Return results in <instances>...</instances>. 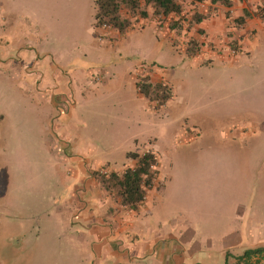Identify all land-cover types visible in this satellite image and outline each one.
Wrapping results in <instances>:
<instances>
[{"label": "crops", "instance_id": "obj_1", "mask_svg": "<svg viewBox=\"0 0 264 264\" xmlns=\"http://www.w3.org/2000/svg\"><path fill=\"white\" fill-rule=\"evenodd\" d=\"M262 2L234 0L233 13L229 11L234 19L223 16L221 10L211 17L200 11L205 17L195 23L196 37L201 40L200 30H205L204 35L217 43V49L189 57L208 65L214 63L210 60L236 61L242 54L258 51L264 44V21L256 15ZM203 4L217 5L205 2L192 7L204 8ZM85 6L86 0H21V9L0 13V125L27 126L49 160L45 183L36 181V188L43 189L42 197L35 190L33 200L24 197L15 201L9 192L6 199H0L1 231L7 225L19 229L20 250L38 264H225L234 262L233 255L264 245L260 235L253 236L259 223L246 224L243 218L236 226L221 219L220 210L213 221L204 224L194 216L185 226L175 222L165 204H156L167 190L168 179L157 150L160 172L138 210L122 206L115 193L100 182L97 173L115 167L78 144L92 138L83 130L89 117L106 108L88 91L90 87L84 86L114 81L110 73L90 69L99 53L122 56L129 48L131 30L121 33L98 28L93 19L91 30L80 32L76 24ZM177 18L171 15L160 23L150 15L140 20L147 21L172 45L174 33L168 26ZM238 20L243 21L239 26ZM248 31H255L252 38L246 35ZM231 39L244 44L243 52L235 58L227 57ZM149 75L150 82L169 85L170 76L161 67L153 68ZM15 95L27 103L10 104ZM89 98H93L91 103ZM169 104L172 97L159 109H167ZM84 111L86 119L81 120L79 114ZM123 129L125 141L137 145L142 135L139 126ZM130 151L143 152L133 148L125 152L126 157ZM135 164L127 157L123 168ZM4 209L11 212L12 219ZM14 238L4 237L7 241Z\"/></svg>", "mask_w": 264, "mask_h": 264}, {"label": "rangeland", "instance_id": "obj_2", "mask_svg": "<svg viewBox=\"0 0 264 264\" xmlns=\"http://www.w3.org/2000/svg\"><path fill=\"white\" fill-rule=\"evenodd\" d=\"M91 4L92 0H86L76 24L80 32L92 28ZM183 7L178 18L170 21L175 26H168L174 33V47L147 21L137 19L127 35L129 48L122 56L97 55L90 70L110 73L114 81L98 87L85 84L106 109L89 117L83 130L92 138L78 146L120 171L126 169L127 150L153 151L159 159L157 150L168 179L164 197L159 196L156 204H165L175 222L185 226L194 216L204 224L213 221L220 210L221 219L236 226L243 218L246 224L255 220L259 225L253 236L260 235L264 242V44L236 61L216 59L209 61L212 64H198L188 54L191 41L197 43L198 56L216 50L217 43L204 35L205 30H200L198 40L194 13L209 11L206 17H211L221 10L226 18L234 19V15L220 4L193 8L186 1ZM14 9H21V0H0V13ZM235 22L238 26L243 23ZM254 34L248 31L246 35L252 38ZM230 41L227 57L235 58L243 52L244 44ZM157 66L170 76L167 86L172 91V104L162 110L159 101L145 99L137 87L144 76L150 79L149 73ZM19 102L27 103L24 97L15 95L10 104ZM86 114L80 112L79 118L85 120ZM134 125L142 132L137 145L124 137L123 127L133 129ZM1 148L0 199H6L9 192L15 201L24 197L33 200L35 190L42 197L43 189L36 188V181L45 183L49 160L42 145L30 137V129L1 123ZM5 211L11 218V212ZM9 226L3 232L0 228V264H38L32 255L20 250L21 231ZM7 235H14V240H5Z\"/></svg>", "mask_w": 264, "mask_h": 264}, {"label": "trees", "instance_id": "obj_3", "mask_svg": "<svg viewBox=\"0 0 264 264\" xmlns=\"http://www.w3.org/2000/svg\"><path fill=\"white\" fill-rule=\"evenodd\" d=\"M186 1L190 4L217 3L229 8L234 3V0H93L94 26L98 28L108 26L121 33H126L134 25V20L148 18L152 15L156 21L162 23L171 15H180ZM256 15L264 21V0ZM204 17L202 13H194L193 23L200 22ZM170 26L173 27L175 24L171 23ZM191 42L192 47L188 49V54L195 56L199 49L195 41ZM138 87L146 98L159 101L161 105L166 104L172 97V91L166 84L152 83L148 76L140 79ZM127 157L136 161L135 166L123 171H108L107 174L98 172L97 175L100 182L115 193L122 206L138 210L145 202L148 191L156 184L159 161L153 151L145 153L130 151ZM232 257L234 262L225 264H262L264 245L248 248L242 254Z\"/></svg>", "mask_w": 264, "mask_h": 264}, {"label": "built area", "instance_id": "obj_4", "mask_svg": "<svg viewBox=\"0 0 264 264\" xmlns=\"http://www.w3.org/2000/svg\"><path fill=\"white\" fill-rule=\"evenodd\" d=\"M203 3H205V2H203ZM202 6H204V4L202 5ZM231 13H233V9H230L229 10ZM105 29H111V27H108V26H106V27H104ZM96 78V80L97 79H99V77H95ZM101 173H104V174H107L108 173V171L107 170H101L100 171Z\"/></svg>", "mask_w": 264, "mask_h": 264}]
</instances>
